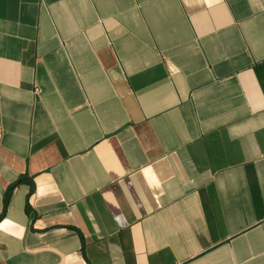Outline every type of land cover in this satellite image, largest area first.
Segmentation results:
<instances>
[{
	"label": "crops",
	"instance_id": "1",
	"mask_svg": "<svg viewBox=\"0 0 264 264\" xmlns=\"http://www.w3.org/2000/svg\"><path fill=\"white\" fill-rule=\"evenodd\" d=\"M0 264H264V0H0Z\"/></svg>",
	"mask_w": 264,
	"mask_h": 264
},
{
	"label": "trees",
	"instance_id": "2",
	"mask_svg": "<svg viewBox=\"0 0 264 264\" xmlns=\"http://www.w3.org/2000/svg\"><path fill=\"white\" fill-rule=\"evenodd\" d=\"M12 189V188H11ZM9 193H10V191H9Z\"/></svg>",
	"mask_w": 264,
	"mask_h": 264
}]
</instances>
